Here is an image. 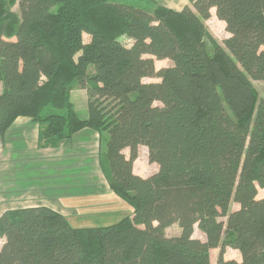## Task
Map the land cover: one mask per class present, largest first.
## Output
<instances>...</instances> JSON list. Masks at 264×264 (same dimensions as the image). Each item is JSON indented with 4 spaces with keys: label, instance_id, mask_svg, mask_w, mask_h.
Wrapping results in <instances>:
<instances>
[{
    "label": "trees",
    "instance_id": "1",
    "mask_svg": "<svg viewBox=\"0 0 264 264\" xmlns=\"http://www.w3.org/2000/svg\"><path fill=\"white\" fill-rule=\"evenodd\" d=\"M142 2L0 0V138L18 117L51 145L106 133L107 185L132 205L114 224L80 228L43 205L5 210L0 264H211L213 248L216 264H264V97L253 85L264 82V0ZM212 8L222 43L206 27ZM140 145L158 165L148 177L132 170ZM227 247L241 260L225 259Z\"/></svg>",
    "mask_w": 264,
    "mask_h": 264
},
{
    "label": "rangeland",
    "instance_id": "2",
    "mask_svg": "<svg viewBox=\"0 0 264 264\" xmlns=\"http://www.w3.org/2000/svg\"><path fill=\"white\" fill-rule=\"evenodd\" d=\"M155 4L154 0H144L141 6L150 10ZM13 9L18 12L17 5ZM205 23L220 43L228 36L224 23L216 16L210 14ZM83 38L84 42L89 40L87 34ZM121 42L129 46L132 41L122 36ZM161 61L154 60L156 69L171 65L168 60ZM92 70L93 66H90L89 71ZM158 80L144 78V81ZM253 85L259 97H264V82L253 81ZM70 99L79 117L85 118V91L78 88L72 90ZM155 105L160 104L156 102ZM39 130L38 123L28 117H18L4 138H0V214L8 209L43 205L55 208L71 226L78 228L108 226L132 215V205L108 187L103 173L100 155L105 150L106 133L98 135L88 130L51 145L39 139ZM66 149L72 151L67 152ZM123 153L129 157L128 149ZM155 164L148 161L147 149L140 148L132 170L141 177H148L157 171L158 165ZM137 169H141V174ZM263 197L264 189L258 188L257 198ZM236 208L238 204L232 203L231 209ZM221 220L225 221V218ZM179 232L176 223L166 229L167 236H175ZM193 237L204 240V234L197 228ZM2 243L0 238V246ZM211 250V264H216L218 248ZM234 253L239 259L240 252L227 247L224 258L237 260Z\"/></svg>",
    "mask_w": 264,
    "mask_h": 264
},
{
    "label": "crops",
    "instance_id": "3",
    "mask_svg": "<svg viewBox=\"0 0 264 264\" xmlns=\"http://www.w3.org/2000/svg\"><path fill=\"white\" fill-rule=\"evenodd\" d=\"M154 2L156 3L155 5H161V6H164V7H167V8H170V9H173V10H177V11H179V10H181L182 9V7L184 6V5H186L188 2H189V0H154ZM211 15H213V16H216V14H215V8H212L211 9V13H210ZM223 22V21H222ZM224 23V22H223ZM229 35V34H228ZM166 60L167 59H162V61H165L166 62ZM161 61V62H162ZM169 61V60H168ZM84 132H88V130H83V131H81L80 133H84ZM76 136V135H75ZM4 138V137H3ZM140 148H146L147 149V147L146 146H144V145H140L139 146V148H138V151L140 150ZM127 149V148H126ZM125 150V149H124ZM66 151L67 152H70V151H72V150H69V149H66ZM147 155H148V150H147ZM155 164V163H154ZM156 165V164H155ZM137 172L138 173H140L141 172V169H137ZM141 174V173H140ZM52 176L53 177H55L56 175L53 173L52 174ZM51 208H53V207H51ZM53 209H55V208H53ZM215 248H213V250H214ZM236 250V249H235ZM236 251H238V250H236ZM212 252V250H210V253ZM239 252V251H238ZM234 256L237 258V261H240L241 260V254H240V257H239V259H238V255L236 254V253H234Z\"/></svg>",
    "mask_w": 264,
    "mask_h": 264
}]
</instances>
